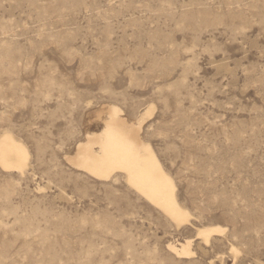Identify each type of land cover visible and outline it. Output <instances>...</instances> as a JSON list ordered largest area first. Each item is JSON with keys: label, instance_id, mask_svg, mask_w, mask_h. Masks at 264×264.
Returning a JSON list of instances; mask_svg holds the SVG:
<instances>
[{"label": "rangeland", "instance_id": "1", "mask_svg": "<svg viewBox=\"0 0 264 264\" xmlns=\"http://www.w3.org/2000/svg\"><path fill=\"white\" fill-rule=\"evenodd\" d=\"M109 104L144 117L180 227L68 161ZM4 129L31 158L0 167V264H264V0H0Z\"/></svg>", "mask_w": 264, "mask_h": 264}, {"label": "bare ground", "instance_id": "2", "mask_svg": "<svg viewBox=\"0 0 264 264\" xmlns=\"http://www.w3.org/2000/svg\"><path fill=\"white\" fill-rule=\"evenodd\" d=\"M98 112V117L103 120L101 129L86 132L68 161L98 180L121 173L119 177L123 175L130 186L178 226L188 222L191 214L179 202L173 177L165 170L151 144L141 135L144 117L137 123L129 121L115 104L104 106ZM18 139L9 129L0 133V167L24 174L28 171L31 157L25 143ZM224 231L219 225L197 226V235L207 243L212 235ZM192 241L186 238L184 242L169 243L168 248L177 256L190 258L194 255ZM232 250L238 251L236 248Z\"/></svg>", "mask_w": 264, "mask_h": 264}]
</instances>
